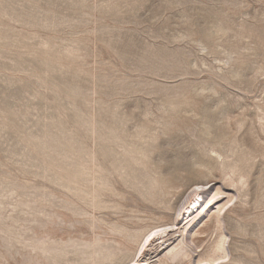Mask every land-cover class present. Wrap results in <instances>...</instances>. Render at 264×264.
Masks as SVG:
<instances>
[{"label": "rangeland", "instance_id": "obj_1", "mask_svg": "<svg viewBox=\"0 0 264 264\" xmlns=\"http://www.w3.org/2000/svg\"><path fill=\"white\" fill-rule=\"evenodd\" d=\"M176 223L190 257L147 264H264V0H0V264Z\"/></svg>", "mask_w": 264, "mask_h": 264}, {"label": "bare ground", "instance_id": "obj_2", "mask_svg": "<svg viewBox=\"0 0 264 264\" xmlns=\"http://www.w3.org/2000/svg\"><path fill=\"white\" fill-rule=\"evenodd\" d=\"M198 188L199 187L193 189L191 194L189 195V198L183 203V206L180 209V212L178 213L179 215H178L177 220L180 219V217H182V216L184 217L187 213H189V211L191 212V210L194 207H196L197 204L199 203V200L202 197V195L204 193L203 190L205 188L204 187H201L203 189H201V188L198 189ZM210 197H212V196H210ZM213 198H215V196H213L211 199H213ZM211 199L207 200V202H206V204H207L206 211L211 210L213 208L214 204L221 203L220 201H222L223 198L219 197V200L216 199V200H213L212 202H211ZM217 206H216V208H218ZM219 209L220 208H218V210ZM178 225H179V223L163 225L164 228L161 227L162 229L157 230V231H153V233H151L149 235V237H147V240H146L140 254L138 255L137 259H135L133 261V263L134 264H147L148 263L147 260L149 257L151 258V256L156 257V256L160 255V253H159L160 250L164 251V252L167 251L165 256L168 258H171V259H183L186 257H190L191 252L193 250L191 251V249L188 248V245L184 241V235L180 234V232L182 231L183 228H181L180 226L178 227ZM178 234H179V236H178ZM222 245H225V244H222ZM226 250L227 249H223L222 256H224V257H222V258H226L225 257Z\"/></svg>", "mask_w": 264, "mask_h": 264}]
</instances>
